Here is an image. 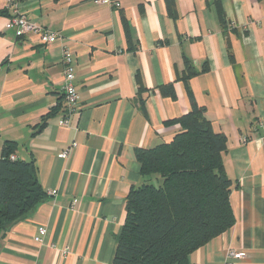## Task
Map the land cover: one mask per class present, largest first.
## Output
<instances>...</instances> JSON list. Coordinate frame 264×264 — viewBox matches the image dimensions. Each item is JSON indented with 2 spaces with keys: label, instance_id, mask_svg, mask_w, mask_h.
<instances>
[{
  "label": "crops",
  "instance_id": "obj_1",
  "mask_svg": "<svg viewBox=\"0 0 264 264\" xmlns=\"http://www.w3.org/2000/svg\"><path fill=\"white\" fill-rule=\"evenodd\" d=\"M120 3L0 0V158L9 144L47 193L0 229V264H114L136 150L171 141L191 99L226 138L235 223L184 264H225L230 248L245 254L234 264H264V0ZM18 14L61 42L18 35ZM65 45L79 94L67 125Z\"/></svg>",
  "mask_w": 264,
  "mask_h": 264
},
{
  "label": "trees",
  "instance_id": "obj_2",
  "mask_svg": "<svg viewBox=\"0 0 264 264\" xmlns=\"http://www.w3.org/2000/svg\"><path fill=\"white\" fill-rule=\"evenodd\" d=\"M169 142L138 148L142 183L126 198L114 264H184L188 255L235 223L226 138L194 99ZM0 158V229L31 212L47 193L35 164Z\"/></svg>",
  "mask_w": 264,
  "mask_h": 264
},
{
  "label": "built area",
  "instance_id": "obj_3",
  "mask_svg": "<svg viewBox=\"0 0 264 264\" xmlns=\"http://www.w3.org/2000/svg\"><path fill=\"white\" fill-rule=\"evenodd\" d=\"M11 1V0H9ZM98 5L107 4L110 6L119 7L121 5L120 0H95ZM7 27H12L16 30L18 35H25L28 33H36L39 35L41 41L45 44H53L56 42H61L62 36L58 32L52 31L50 29L43 28L42 26L31 22L24 15H15L12 17L7 25ZM61 58L64 63V82H63V92L65 96V112L60 123L67 125L69 123L70 116L76 112L79 108V94L74 83V67H73V56L71 54L69 46H63L61 51ZM75 144L67 146L60 154L61 158H68L70 152ZM12 159L15 156L11 155ZM47 229L45 226L39 228V233L35 235L34 240L36 242H42L43 236L46 234ZM245 256L243 251L234 250L230 248L227 254V260L225 264H234L235 260L242 259Z\"/></svg>",
  "mask_w": 264,
  "mask_h": 264
}]
</instances>
